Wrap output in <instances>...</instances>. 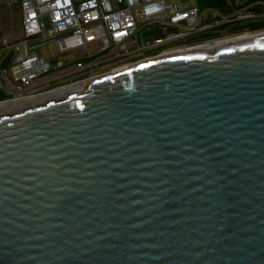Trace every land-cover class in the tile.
Instances as JSON below:
<instances>
[{
  "label": "water",
  "instance_id": "1",
  "mask_svg": "<svg viewBox=\"0 0 264 264\" xmlns=\"http://www.w3.org/2000/svg\"><path fill=\"white\" fill-rule=\"evenodd\" d=\"M0 264H264V36L0 117Z\"/></svg>",
  "mask_w": 264,
  "mask_h": 264
},
{
  "label": "built area",
  "instance_id": "2",
  "mask_svg": "<svg viewBox=\"0 0 264 264\" xmlns=\"http://www.w3.org/2000/svg\"><path fill=\"white\" fill-rule=\"evenodd\" d=\"M201 2L0 0L18 5L22 13V37L0 47V104L87 84L121 66L243 36L248 31L230 33V28L264 15V0H226V11ZM46 45L54 47V62L37 52Z\"/></svg>",
  "mask_w": 264,
  "mask_h": 264
},
{
  "label": "bare ground",
  "instance_id": "3",
  "mask_svg": "<svg viewBox=\"0 0 264 264\" xmlns=\"http://www.w3.org/2000/svg\"><path fill=\"white\" fill-rule=\"evenodd\" d=\"M264 36V32L263 33H256V34H245L243 36L237 37V38H232V39H228V40H222V41H218L212 45H206V46H199V47H194V48H190V49H186V50H182V51H178L175 53H170L164 56H161L160 59L163 58H167V57H171V56H177V55H182V54H188V53H198V52H214L219 48L231 45V44H235L238 42H243V41H247L253 38H257V37H261ZM156 60V59H154ZM152 60V61H154ZM145 62V61H144ZM144 62H139V63H135V64H130V65H125V66H121V68H116L114 69L111 73H115L121 70H124L126 68H130L133 66H137L139 64H142ZM109 73V74H111ZM107 75V74H106ZM90 82L86 83H82V84H76V85H71L68 87H65L57 92H53V93H49L43 96H39L36 98H30V99H23V100H18V101H12V102H5L0 104V117L4 116V115H10L11 113H13L14 111H17L19 109H23L26 108L27 106H31V105H42L45 101H47L48 98L52 97L54 99H61L64 98L65 94L68 93L71 90H86L87 89V85Z\"/></svg>",
  "mask_w": 264,
  "mask_h": 264
},
{
  "label": "crops",
  "instance_id": "4",
  "mask_svg": "<svg viewBox=\"0 0 264 264\" xmlns=\"http://www.w3.org/2000/svg\"><path fill=\"white\" fill-rule=\"evenodd\" d=\"M22 13L18 5L0 4V47L22 37Z\"/></svg>",
  "mask_w": 264,
  "mask_h": 264
},
{
  "label": "rangeland",
  "instance_id": "5",
  "mask_svg": "<svg viewBox=\"0 0 264 264\" xmlns=\"http://www.w3.org/2000/svg\"><path fill=\"white\" fill-rule=\"evenodd\" d=\"M231 2L235 1L236 4H240V3H244L245 0H230ZM46 23H47V26L49 27V23L47 21V19H45ZM260 32H262L260 30ZM260 32H248L249 34H256V33H260ZM37 52L40 56L48 59V60H51L54 62V59L56 58V52L54 50V47L53 45H46V46H43V47H40L37 49ZM60 58V57H59Z\"/></svg>",
  "mask_w": 264,
  "mask_h": 264
},
{
  "label": "flooded vegetation",
  "instance_id": "6",
  "mask_svg": "<svg viewBox=\"0 0 264 264\" xmlns=\"http://www.w3.org/2000/svg\"><path fill=\"white\" fill-rule=\"evenodd\" d=\"M250 24H260L259 27H257L256 29H251L250 28ZM248 31V32H254V31H259V30H264V15L262 17H260L257 21H250L248 23H246L243 26H238L235 25L233 27L230 28L229 32L230 33H238V32H242V31ZM264 31L260 32L263 33Z\"/></svg>",
  "mask_w": 264,
  "mask_h": 264
},
{
  "label": "trees",
  "instance_id": "7",
  "mask_svg": "<svg viewBox=\"0 0 264 264\" xmlns=\"http://www.w3.org/2000/svg\"><path fill=\"white\" fill-rule=\"evenodd\" d=\"M201 4L203 6H213L216 7L222 11H226L227 9V2L226 0H202ZM260 24H250L251 29H256L259 27ZM2 98V95H0V99Z\"/></svg>",
  "mask_w": 264,
  "mask_h": 264
}]
</instances>
